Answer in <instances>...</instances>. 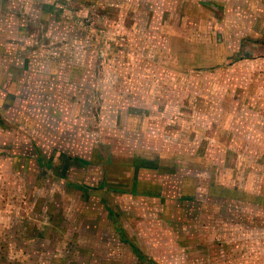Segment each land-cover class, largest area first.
Listing matches in <instances>:
<instances>
[{"label":"rangeland","instance_id":"obj_1","mask_svg":"<svg viewBox=\"0 0 264 264\" xmlns=\"http://www.w3.org/2000/svg\"><path fill=\"white\" fill-rule=\"evenodd\" d=\"M141 1L0 0V264H264V0Z\"/></svg>","mask_w":264,"mask_h":264},{"label":"trees","instance_id":"obj_2","mask_svg":"<svg viewBox=\"0 0 264 264\" xmlns=\"http://www.w3.org/2000/svg\"><path fill=\"white\" fill-rule=\"evenodd\" d=\"M96 1V0H94ZM137 0H122V4L123 6L125 7V15H124V24L125 26L126 23H136L137 24H144L146 23L145 25L149 26L150 25V28H156V25L154 24L155 23V20L156 19V14H157V11L155 12V10H151V2H148L147 1H141V2H136ZM56 3H49V4H46L45 7L47 8L48 11H45L44 13H41L42 16H40V18L38 19L39 22H42V21H48V23L50 22L49 21V17L52 16L53 14H55V16H57L56 20H60L62 19V16H60L61 13H64L66 11V8H67V4H68V0H56ZM136 3V5H135ZM45 4V3H44ZM132 4V5H131ZM58 7H57V6ZM127 5H131L130 8L132 11H128L129 8H127ZM145 6L147 7L146 10L144 11V8ZM193 10V9H192ZM167 12V11H166ZM143 13H147L148 17L145 18V16H143ZM129 14V15H128ZM128 16H131L133 19H131V21L129 22V17ZM162 15H160V18H161ZM48 18V19H47ZM144 18H145V21H144ZM64 19V18H63ZM165 20V16L163 15L162 16V23L163 21ZM59 22H62V21H59ZM191 22V21H190ZM195 23H197L196 21H193ZM153 25L155 27H153ZM34 25L32 24V27ZM141 26V25H139ZM35 28V27H33ZM37 29V28H36ZM28 31V30H27ZM28 33V32H27ZM29 33H33L32 30L30 31L29 29ZM152 40H154V42L156 41V38H151ZM152 43V41H151ZM79 68H81L80 66L78 65H75L73 67V69L75 70H78ZM81 70V69H79ZM0 124L1 125H4L5 124V120L3 117L0 116ZM203 160H201L200 162H203L205 161L204 158H202ZM207 159V158H205ZM190 180H192V178H190ZM158 188V187H157ZM207 193H208V196L209 197H214V198H222L224 196H228L227 193H231V195L229 196L230 198L232 199H238V198H241V199H244L243 196H238L236 195L235 193H233V191L229 188H223L221 186H219L218 184H216L212 178L209 180V183L207 185ZM239 194V193H237ZM244 194V193H243ZM245 200L246 201H249V202H252V203H256V204H263L264 205V197L260 196V197H254L253 195L249 194V193H246L245 195Z\"/></svg>","mask_w":264,"mask_h":264}]
</instances>
